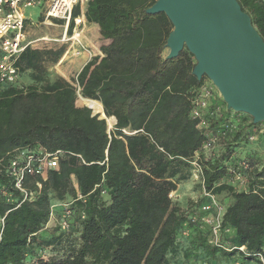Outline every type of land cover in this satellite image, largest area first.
<instances>
[{"label": "trees", "instance_id": "obj_1", "mask_svg": "<svg viewBox=\"0 0 264 264\" xmlns=\"http://www.w3.org/2000/svg\"><path fill=\"white\" fill-rule=\"evenodd\" d=\"M155 1L87 0L85 22L107 41L101 56H92L73 80L54 70L51 78L47 69L64 45H28L16 58V82L0 83V187L12 199L0 195V264H246L255 253L264 257V162L230 160L231 145L257 133L262 122L250 116L239 124L242 113L220 109L209 126L236 125L230 142L218 156H199L205 189L229 197L221 241L244 245L250 256L208 243L200 209L207 198L200 192L185 207L169 197L189 178L188 160L208 136L190 115L208 78L194 76L196 61L185 46L166 58L173 25L163 12H146ZM237 2L264 40V0ZM74 80L78 101L92 107L76 104ZM108 117L115 120L110 129ZM15 148L62 151L44 180L28 176L27 187L37 179L42 189L22 202L4 170ZM242 159L248 170L238 169ZM237 170L247 180L243 189L231 183ZM66 202L68 229L56 222L43 229L51 206L57 218Z\"/></svg>", "mask_w": 264, "mask_h": 264}, {"label": "built area", "instance_id": "obj_2", "mask_svg": "<svg viewBox=\"0 0 264 264\" xmlns=\"http://www.w3.org/2000/svg\"><path fill=\"white\" fill-rule=\"evenodd\" d=\"M86 2L87 0H0V83L10 84L16 82L19 76L18 68L15 65L16 58L25 47L32 45V42H34L33 40H29L26 35L25 26L28 21L24 11L26 7L42 6L43 19L48 21L49 24L59 23V25L62 26L63 32L57 41L67 43L68 49L65 51V54L73 56L79 55V53L88 46H93L87 41L83 34L86 27L83 10ZM75 7L79 12L73 15V9ZM97 55L101 56V53L98 51ZM72 85L79 90L76 80L73 81ZM210 91L211 87L203 86L199 95L192 101L193 106L190 115L192 118H198L200 120L198 125L199 128L205 124L203 114L209 107L207 99L210 95ZM219 135L220 137L225 136L224 131H220ZM217 143L218 139L216 137L208 135L199 151L195 152L194 156L188 160L190 166L189 179L199 184L200 195L207 198V201L200 206L201 211L204 213L201 221L208 227L209 244L218 248L222 247L227 251L238 249L245 256H250V253L247 252L244 245L230 247L223 244L220 237L223 232L221 222L224 214V206L221 204L218 197L211 194L204 187L202 178L203 170L199 163V156L201 153H205L206 157L209 156L208 152L213 149ZM10 155L11 158H9L4 170L11 182V187L21 195L20 202H22L32 199L37 192L42 189L41 182L37 179L33 181V188L27 187L25 184L28 176H39L44 180L48 171L57 167L59 156L62 155V151L57 150L50 152L41 148H15ZM238 165V169L242 171L250 168L245 159H242ZM242 171H235L232 181L243 183L244 177L241 173ZM173 193L174 191L169 194L171 199ZM9 194L6 188L0 187V195L11 202L12 199ZM78 197H80V195H78ZM54 206L55 205H52L50 208L49 220L43 229L48 227L51 221L56 222L61 230L68 229L71 220L69 203L66 202L62 204L61 213L57 218ZM225 232H228V229H225ZM253 256L256 260L255 264H264V257L261 253H255ZM234 264H239V261H236Z\"/></svg>", "mask_w": 264, "mask_h": 264}, {"label": "water", "instance_id": "obj_3", "mask_svg": "<svg viewBox=\"0 0 264 264\" xmlns=\"http://www.w3.org/2000/svg\"><path fill=\"white\" fill-rule=\"evenodd\" d=\"M146 12H163L173 25L167 59L185 46L194 76L205 75L229 110L264 122V40L237 0H156Z\"/></svg>", "mask_w": 264, "mask_h": 264}, {"label": "rangeland", "instance_id": "obj_4", "mask_svg": "<svg viewBox=\"0 0 264 264\" xmlns=\"http://www.w3.org/2000/svg\"><path fill=\"white\" fill-rule=\"evenodd\" d=\"M24 11L28 19L26 26H25L26 35L29 40L34 41L32 42V45H31L32 47L34 48H41V47L57 48V46L62 45V42L57 41V39L60 37L61 32H62L61 28L57 26L55 27L49 24L48 21H45L42 18L43 16L41 17L43 13L42 6L26 7ZM164 54H167V49H165ZM53 70H54L53 66L52 67L50 66L47 69V73L51 76V78L55 77L54 76L55 73L53 72ZM70 80H73L72 77H70ZM208 80H205L204 84L202 85V87L203 86L211 87V91L207 99V102L209 104L208 110L204 111V114H203V118H205V124L202 125L201 128L207 129L206 133L208 135H213L214 137L218 139L217 145L208 152L209 156H212V155L218 156L220 152L222 151V149L228 144V142H230L231 136L236 128V125H234L233 127L231 126V124L226 125L223 122L220 125H218V127H215V128L209 126L210 120L214 119V118H211V116L213 115V113H216V110L218 113L220 109L226 110L228 108H227L226 103L222 101L216 88L214 86H211L212 84H210L211 82L209 81L210 82L209 83ZM76 90H77L76 104L79 106H84V104L87 105L85 100L83 101L84 104L78 101L79 95L81 94L78 89ZM212 106L214 107V109L211 108ZM231 112L233 111L231 110ZM238 113H242V112H238ZM240 117L241 118L236 119V122L239 124H247V122H249L250 120V116H248L245 113H242ZM114 122L115 121H113L112 123H109V122L107 123L109 129L112 127ZM225 125L227 127L226 128L227 134L223 137H220L219 133L222 129L221 126H224L225 128ZM232 128H233V131L231 130ZM231 149H233V151H232L230 160L240 159L241 157L253 156L255 158H258L260 162H264V122H262V125H260L257 133L252 134V136H250L247 140H241L240 142H237L234 145H231ZM231 183L234 186H236L237 189H243L246 187L247 180L245 177L243 179V183H238V181H231ZM180 184H182V187L180 188L178 192L173 193L172 199L177 201L182 207H185L190 200H195L196 197L199 195L198 185L197 183L191 181L189 178L187 179V181H185L184 183H180ZM218 199L223 205H225L229 201V197L227 196L226 193L220 194V196H218ZM54 224L55 222L51 221L48 228H52ZM255 263H256L255 258H253L249 262V264H255Z\"/></svg>", "mask_w": 264, "mask_h": 264}, {"label": "crops", "instance_id": "obj_5", "mask_svg": "<svg viewBox=\"0 0 264 264\" xmlns=\"http://www.w3.org/2000/svg\"><path fill=\"white\" fill-rule=\"evenodd\" d=\"M51 25L60 27L63 32V28L59 25V23H52ZM85 25L86 27L83 34L87 41H89L93 45L91 46L92 48L88 46L87 48H85V50L81 51L79 55L71 56L70 54H65V51L68 49V44L62 43V45H64V50L60 57V62L58 61L57 64L53 66L54 71L58 74H61L67 80H70V77H72V79L76 77L79 70L92 58L91 56L97 55L98 51L100 52V45L107 42L106 40H101L97 25L92 23H85ZM181 187L182 184H179L174 192H178ZM246 264L249 263L247 262Z\"/></svg>", "mask_w": 264, "mask_h": 264}, {"label": "bare ground", "instance_id": "obj_6", "mask_svg": "<svg viewBox=\"0 0 264 264\" xmlns=\"http://www.w3.org/2000/svg\"><path fill=\"white\" fill-rule=\"evenodd\" d=\"M45 37V36H44ZM88 103L90 104V103H95L96 105H98L100 108L102 107V105L98 102V101H96V100H90V101H88ZM87 106H89V107H92L91 105H87ZM107 121L109 122V123H112L113 121H115L114 119H113V117H108L107 118Z\"/></svg>", "mask_w": 264, "mask_h": 264}]
</instances>
